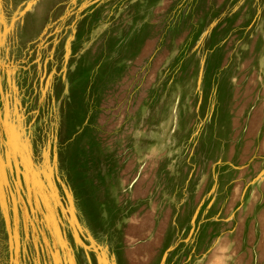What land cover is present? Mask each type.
<instances>
[{
    "label": "rangeland",
    "instance_id": "rangeland-1",
    "mask_svg": "<svg viewBox=\"0 0 264 264\" xmlns=\"http://www.w3.org/2000/svg\"><path fill=\"white\" fill-rule=\"evenodd\" d=\"M0 264H264V0H0Z\"/></svg>",
    "mask_w": 264,
    "mask_h": 264
}]
</instances>
